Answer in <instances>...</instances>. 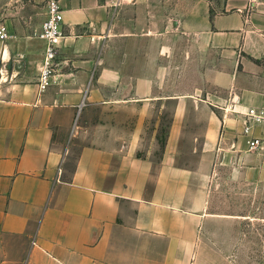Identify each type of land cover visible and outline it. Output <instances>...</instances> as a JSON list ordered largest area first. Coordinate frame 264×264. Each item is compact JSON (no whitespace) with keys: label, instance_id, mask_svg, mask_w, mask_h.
Returning a JSON list of instances; mask_svg holds the SVG:
<instances>
[{"label":"crops","instance_id":"1","mask_svg":"<svg viewBox=\"0 0 264 264\" xmlns=\"http://www.w3.org/2000/svg\"><path fill=\"white\" fill-rule=\"evenodd\" d=\"M47 1L0 0V264H239L210 195L264 178L232 110L264 101V0H60L41 91Z\"/></svg>","mask_w":264,"mask_h":264},{"label":"rangeland","instance_id":"2","mask_svg":"<svg viewBox=\"0 0 264 264\" xmlns=\"http://www.w3.org/2000/svg\"><path fill=\"white\" fill-rule=\"evenodd\" d=\"M190 158L193 159L189 153H182L180 162ZM214 176L210 210L235 216L233 229L238 263L264 264V178L247 180L232 163L218 166Z\"/></svg>","mask_w":264,"mask_h":264},{"label":"built area","instance_id":"3","mask_svg":"<svg viewBox=\"0 0 264 264\" xmlns=\"http://www.w3.org/2000/svg\"><path fill=\"white\" fill-rule=\"evenodd\" d=\"M38 35L45 41L46 49L39 75L41 91L55 83L57 58L64 34V11L60 0L47 1V18ZM10 37L7 26L0 22V39ZM239 106V107H238ZM243 120L242 133L247 139L248 149L255 151L264 147V101L257 105L237 104L232 109Z\"/></svg>","mask_w":264,"mask_h":264}]
</instances>
